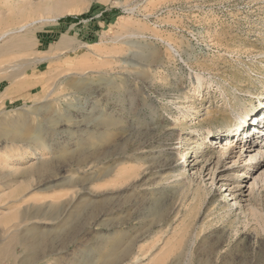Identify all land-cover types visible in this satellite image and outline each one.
<instances>
[{
	"label": "rangeland",
	"instance_id": "rangeland-1",
	"mask_svg": "<svg viewBox=\"0 0 264 264\" xmlns=\"http://www.w3.org/2000/svg\"><path fill=\"white\" fill-rule=\"evenodd\" d=\"M262 106L264 0H0V264H264Z\"/></svg>",
	"mask_w": 264,
	"mask_h": 264
},
{
	"label": "bare ground",
	"instance_id": "bare-ground-1",
	"mask_svg": "<svg viewBox=\"0 0 264 264\" xmlns=\"http://www.w3.org/2000/svg\"><path fill=\"white\" fill-rule=\"evenodd\" d=\"M62 5H63L62 2H57V3H55V6H53V7H51V5H49L50 7L49 6L48 7L47 6H44V7L43 6H41V7L37 6V7L40 8L41 10L43 8L44 11H41V12H46L47 11L46 13H48V11H50L52 13L53 11H56V12L65 11L66 10L65 6L68 8L67 5H64L65 9L63 10V8H62L63 6ZM37 7H36V9H38ZM60 8L62 9V11L60 10ZM197 82L199 84H201L202 78L198 77L197 78ZM14 99L20 100L21 98H14ZM261 104H263V103H261ZM257 110L258 111H256V115L254 116V118H252V122L248 124V126L250 125L249 127H246V125H247L246 122L248 120H245V119L250 114H249V112L247 110L246 111L245 110L244 111L241 110V112L239 113V115H240L239 121L236 124H234V125H230V126L224 127L223 128L224 132L221 135H218V137H217L218 140H219V138H221L220 140H222V138H226L227 139V138H229L228 136H233L235 138H238V139L244 141L246 144L244 145L243 150L246 149V154H247V158H248L247 160H248L249 166L252 168V170H255L257 167H259V166H257V163L259 164L261 162V159L262 160L264 159V132H263V130H264V118H261V116H260V115H262L264 117V107L262 106L261 108H259ZM241 116H243V117H241ZM253 119H255V120L253 121ZM256 120L258 121V124H255ZM242 121H244V123H242L240 125V123ZM209 135H212L211 131H209L208 135H205V139H208ZM211 141L214 144V141H217V140H211ZM227 146L228 147L226 149H224L225 151H229L232 148L233 145L231 146V143H228ZM187 160L188 159L186 158V156H183L182 162L171 164V166L176 171H178L179 173H184L187 170H188V172H190V170H189V165L190 164L187 163L186 165H184L187 162ZM257 161H259V162H257ZM262 162H264V161H262ZM238 174H240V173H238ZM233 202L237 203L236 201H233ZM17 228H19V227L17 226ZM116 239L117 240H114L116 242H114V245L112 246V248L110 250V256L108 258V263H110V264L116 263L118 261V259H119V255L117 253H113V251L115 249V245H116V243L118 241V238H116ZM21 245L24 246V247H27L26 246V242H22L21 241ZM34 246L35 245H33V247ZM31 258L34 261L36 260V262H38L37 259L38 260L41 259L40 255H39L38 247L34 248V251L31 253Z\"/></svg>",
	"mask_w": 264,
	"mask_h": 264
}]
</instances>
